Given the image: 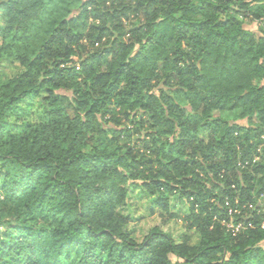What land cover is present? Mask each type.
<instances>
[{
	"label": "trees",
	"instance_id": "16d2710c",
	"mask_svg": "<svg viewBox=\"0 0 264 264\" xmlns=\"http://www.w3.org/2000/svg\"><path fill=\"white\" fill-rule=\"evenodd\" d=\"M0 11V64L22 67L0 84V264H264V227L234 235L222 222L226 197L264 192V0ZM34 97L42 118L20 125ZM136 182L167 213L170 196L185 200L199 244L157 227L137 242L121 212Z\"/></svg>",
	"mask_w": 264,
	"mask_h": 264
},
{
	"label": "rangeland",
	"instance_id": "374dc122",
	"mask_svg": "<svg viewBox=\"0 0 264 264\" xmlns=\"http://www.w3.org/2000/svg\"><path fill=\"white\" fill-rule=\"evenodd\" d=\"M2 13L0 11V28L3 26ZM245 27L252 31L255 35H260V24L258 21L251 19L245 20ZM1 44V35H0ZM22 71V67L16 62L5 61L0 64V84L7 79L14 76L17 72ZM158 89V88H157ZM42 102L39 97L29 99L24 103L21 114L18 116L20 125H26L27 123H34L42 118ZM216 116L219 118L227 119L230 122H245V119H239L238 114L234 112L217 111ZM257 117L254 116L251 119V125L257 124ZM204 138H207V133H201ZM262 144L264 139L262 138ZM261 150L264 147H259ZM263 151V150H262ZM129 195L125 201V204L121 207L122 214L127 218L125 229L137 242H142L148 233L155 227L160 228L164 232L170 233L176 240L181 241L186 239L192 245H198L200 242V233L191 228L187 217L190 214L188 203L179 198L176 195L169 197L170 213H173L175 217H171L170 213L164 211L161 207L154 204L155 195L146 190L141 185V182L129 183L128 185ZM255 200H258L257 198ZM240 216L232 217L230 223H235L242 220ZM264 246V243H263ZM177 258H174L176 261ZM65 264H77L76 258L71 261L64 262Z\"/></svg>",
	"mask_w": 264,
	"mask_h": 264
},
{
	"label": "built area",
	"instance_id": "2783aa9c",
	"mask_svg": "<svg viewBox=\"0 0 264 264\" xmlns=\"http://www.w3.org/2000/svg\"><path fill=\"white\" fill-rule=\"evenodd\" d=\"M259 147H257L254 153V162L258 161L262 155V150ZM248 162L249 160L246 161V164ZM256 198L258 200H255ZM256 198L244 202L238 196H235L234 201L230 197L225 198V206L228 210V215H230V219L236 216L243 217L242 220L232 224L230 223V219L227 220L225 218L222 220L225 227L234 235L247 228L246 221L248 222V227L254 228L259 225L264 227V215H261L264 211V192H261Z\"/></svg>",
	"mask_w": 264,
	"mask_h": 264
}]
</instances>
